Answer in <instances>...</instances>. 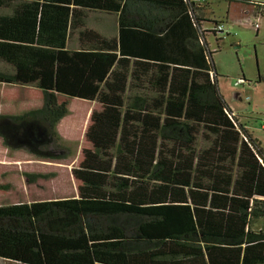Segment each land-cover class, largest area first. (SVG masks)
Listing matches in <instances>:
<instances>
[{
  "label": "trees",
  "instance_id": "trees-1",
  "mask_svg": "<svg viewBox=\"0 0 264 264\" xmlns=\"http://www.w3.org/2000/svg\"><path fill=\"white\" fill-rule=\"evenodd\" d=\"M229 1L264 16V1ZM207 5L0 0V77L33 82L43 93L39 108L0 113L3 144L66 159L71 148L58 125L71 99L100 105L89 116V146L72 169L78 195L0 204V258L264 264V228H254L264 217V148L220 89L209 37L222 33L224 22L210 20ZM91 12L117 15L116 34L90 27ZM137 59L158 74L147 81L153 98L137 95L128 104L133 79L123 68Z\"/></svg>",
  "mask_w": 264,
  "mask_h": 264
},
{
  "label": "rangeland",
  "instance_id": "rangeland-1",
  "mask_svg": "<svg viewBox=\"0 0 264 264\" xmlns=\"http://www.w3.org/2000/svg\"><path fill=\"white\" fill-rule=\"evenodd\" d=\"M208 3L206 16L210 20L223 21L225 25L217 37H209L210 47L215 51L213 58L220 89L227 103L264 148V16L257 18L253 12L229 0H209ZM256 19L259 29L255 26ZM117 23V15L101 12L89 15V26L107 36L116 34ZM206 26H213V23L208 22ZM70 46L77 47V42L71 41ZM151 66L149 62L137 59L131 67L123 68L133 79L125 95L128 104L137 95L153 98L154 91L148 87L147 81L158 73ZM0 69H4V65L0 64ZM195 78L202 81L204 76L196 74ZM64 99L60 96V100ZM153 104L155 108L159 106L156 101ZM42 105L43 93L35 83L14 82L0 77L1 114H20ZM98 108V100L71 99V115H67L59 125L63 129V141L71 148L66 159L49 160L37 157L27 149H10L0 137V204L78 195L79 182L72 169L79 166L83 149L89 146L85 132L90 113ZM254 228H264V217L255 222ZM0 264L23 263L0 258Z\"/></svg>",
  "mask_w": 264,
  "mask_h": 264
},
{
  "label": "crops",
  "instance_id": "crops-1",
  "mask_svg": "<svg viewBox=\"0 0 264 264\" xmlns=\"http://www.w3.org/2000/svg\"><path fill=\"white\" fill-rule=\"evenodd\" d=\"M209 1V0H208ZM258 1H261V0H258ZM231 3H235V4H237V5H239L240 7H242V8H244L246 11H248V12H253V14L258 18V17H260V16H263V15H261L258 11H257V7H255V6H252V5H246V4H243V3H240V2H236V1H231ZM209 4V3H208ZM207 10V9H206ZM118 20V19H117ZM258 19H256V21H257ZM256 23V22H255ZM258 23H259V21H258ZM118 26V23H117V25H116V27ZM225 26V25H224ZM256 28H260V24H259V26L258 27H256ZM225 29V28H224ZM232 108V107H231ZM235 112V111H234ZM90 113V112H89ZM236 113V112H235ZM69 114L71 115V112L69 111ZM69 114H68V116H69ZM91 114V113H90ZM68 116H66L61 122H60V124H62V122L63 121H65L66 120V118L68 117ZM59 124V125H60ZM58 125V129H59V131H60V133L61 134H63V132H62V128L60 127ZM64 135V134H63ZM62 135V136H63ZM28 201H31V200H28ZM261 229V228H260ZM8 261V260H7ZM11 262H14V261H11Z\"/></svg>",
  "mask_w": 264,
  "mask_h": 264
},
{
  "label": "built area",
  "instance_id": "built-area-1",
  "mask_svg": "<svg viewBox=\"0 0 264 264\" xmlns=\"http://www.w3.org/2000/svg\"><path fill=\"white\" fill-rule=\"evenodd\" d=\"M195 1H196V2H205V1H207V0H195ZM255 26H256V27L259 26L258 20H257V22L255 23ZM218 28H219V30H224V25H223V24H219ZM239 83H240V81H239ZM237 84H238V82H237Z\"/></svg>",
  "mask_w": 264,
  "mask_h": 264
},
{
  "label": "clouds",
  "instance_id": "clouds-1",
  "mask_svg": "<svg viewBox=\"0 0 264 264\" xmlns=\"http://www.w3.org/2000/svg\"><path fill=\"white\" fill-rule=\"evenodd\" d=\"M87 101V100H86ZM60 124V123H59ZM88 127V126H87ZM59 130V129H58ZM61 134V133H60ZM28 201V200H27Z\"/></svg>",
  "mask_w": 264,
  "mask_h": 264
}]
</instances>
